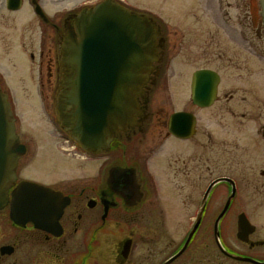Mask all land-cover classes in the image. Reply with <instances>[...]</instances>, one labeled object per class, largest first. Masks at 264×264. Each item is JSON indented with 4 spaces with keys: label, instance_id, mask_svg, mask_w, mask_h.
Returning <instances> with one entry per match:
<instances>
[{
    "label": "flooded vegetation",
    "instance_id": "obj_1",
    "mask_svg": "<svg viewBox=\"0 0 264 264\" xmlns=\"http://www.w3.org/2000/svg\"><path fill=\"white\" fill-rule=\"evenodd\" d=\"M26 1L53 32L42 28L35 50L17 48L26 68L28 60L34 67L29 77L43 115L60 128L43 129L37 140L15 120L26 150L0 208V264H264V83L254 81L264 73L255 65L257 58L264 63L260 0L248 1L245 16L235 3L233 16L203 23L175 16L170 26L144 0H22L21 8ZM3 2L6 11L21 9ZM57 2L72 11L51 15L47 8ZM105 2L154 21L152 59L137 121L120 129L108 149L88 152L61 127L56 110L65 77L60 44L76 33L72 14ZM204 69L214 74L216 91L201 106L192 88L195 72ZM175 112L192 113L195 128L174 133ZM185 122L175 125L187 128ZM23 180L54 193L40 194L41 209L17 222L11 202Z\"/></svg>",
    "mask_w": 264,
    "mask_h": 264
},
{
    "label": "water",
    "instance_id": "obj_2",
    "mask_svg": "<svg viewBox=\"0 0 264 264\" xmlns=\"http://www.w3.org/2000/svg\"><path fill=\"white\" fill-rule=\"evenodd\" d=\"M7 6L17 10L22 0H7ZM260 6L264 22V0H260ZM35 10L46 19L38 3ZM72 16L76 33L70 30L60 44L65 77L56 110L63 129L74 140L89 152H100L109 148L120 129L137 121V96L143 91L152 59L154 21L147 14L106 2ZM214 77L205 69L195 72V103H212L216 91ZM15 120L7 94L0 86V208L9 200L18 159L26 150L19 142ZM178 121H188L190 125L178 127ZM194 126L192 113L175 112L171 117L170 129L178 135H184L180 131H192ZM52 193L42 184L21 181L13 192L12 218L19 222L41 209L40 194Z\"/></svg>",
    "mask_w": 264,
    "mask_h": 264
},
{
    "label": "rangeland",
    "instance_id": "obj_3",
    "mask_svg": "<svg viewBox=\"0 0 264 264\" xmlns=\"http://www.w3.org/2000/svg\"><path fill=\"white\" fill-rule=\"evenodd\" d=\"M3 1L4 0L0 2V84L9 95V102L16 118L17 129L38 140L43 136V129L53 130L55 128H60V126L55 122L48 121L43 115L46 112V107L37 99L35 88L32 87L29 77L30 74L32 75V68L34 67L32 66V62L28 60L26 68L25 58L22 56V52L18 50L19 48H17V46H21L25 53L35 50V43L41 29L44 28L49 33H52L53 29L35 18L32 14L31 6L27 1L23 3V7L19 11L15 12L6 11ZM248 1L249 0H144V6L150 9L158 20L170 26L175 16H182L183 19L186 18L192 21L198 20L200 23H203L207 16H219L222 18L223 14H225V17L228 16L226 15L227 12L233 16L237 9L236 6H234L235 3L240 5L241 14L245 16L247 15L246 12L250 10L248 8ZM52 7L53 8H47V11L51 15L72 11L71 4L65 2L54 3ZM207 7H209V13H205ZM202 29V25H199L196 32L200 33ZM226 30L227 32H232V29L228 26ZM186 32L188 31L186 30ZM23 42L26 44H22ZM201 42L202 40L197 41L198 46L194 47V50H200ZM197 62L201 63L200 59H198ZM197 65L198 64H195L193 67ZM255 65L259 68L260 65L264 66V63L257 58ZM25 68L28 69V71L22 73L26 71ZM231 74H233V72H231ZM254 81L257 82L258 86H261V84L264 83V73L258 78H255ZM198 114L201 117L203 115L201 110L198 111ZM69 151V154H75L74 150ZM79 155L84 156L85 154L79 153ZM68 157H70V155L67 154V158ZM70 159L71 158H69V160L67 159V162L73 163Z\"/></svg>",
    "mask_w": 264,
    "mask_h": 264
}]
</instances>
